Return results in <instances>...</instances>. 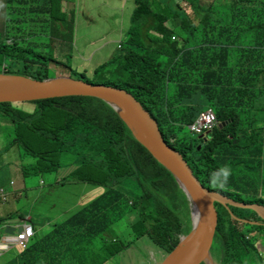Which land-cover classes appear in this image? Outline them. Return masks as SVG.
<instances>
[{
	"label": "trees",
	"instance_id": "trees-1",
	"mask_svg": "<svg viewBox=\"0 0 264 264\" xmlns=\"http://www.w3.org/2000/svg\"><path fill=\"white\" fill-rule=\"evenodd\" d=\"M62 1L5 0L13 12H18L17 18L8 24L25 26L26 33L19 35L18 30L10 44L2 43L11 49L1 48L9 67L4 66L0 73L39 81L52 78L49 62L35 49L19 53L17 44L29 36L33 40L38 34L49 38L47 46L54 44L53 25L60 15ZM134 1L130 37L127 39L125 33L127 41L94 75L110 70V79L101 84L124 89L135 97L157 121L167 144L184 157L204 187L237 202L264 206V199L252 194L248 182L261 176L257 173L263 161L254 158L258 144L251 141L249 132L245 137L240 135L250 120L258 129V137L264 140V0H185L195 7L193 15L201 18L197 25L189 12L190 19L181 17L176 10L169 16L158 0ZM177 9L183 11L180 5ZM204 11L207 14L203 15ZM45 14L48 19L42 22L39 15ZM74 14L72 10L71 18ZM28 15L31 19L26 18ZM72 25L70 22L73 28ZM177 28L190 33V37L177 36ZM79 79L92 83L85 73H80ZM30 103L35 105L33 113L15 103L0 102V116L13 126V139L7 149L25 150L37 162L13 165L18 166L27 186L36 174H58L67 168L68 176L91 183L100 180L107 188L76 216L53 226L43 250L36 253L37 263L33 264H103L90 251H97L93 242L134 209L140 212V218L129 229V236L134 239L130 236L132 240L127 246L118 240L109 241L108 247L115 255L144 238L152 241L159 254L168 255L192 230L190 222L185 235L180 233L183 216L190 220L191 214L186 194L172 174L135 139L112 107L84 96ZM211 108L217 125L208 135L182 137L188 125ZM79 129L81 135L77 133ZM50 155L55 162L48 161ZM64 155L73 161L63 166L60 159ZM101 155V161L107 160L113 175H104L92 163L93 157ZM223 167L230 169L227 185L222 176L214 184L213 173ZM128 182L139 189L138 198L130 194L131 190L128 193L123 189L122 185ZM229 186L233 192L228 190ZM0 191L5 195L4 186ZM164 200L168 209L164 208ZM143 210H147L149 218ZM215 213L217 225L211 254L220 253L219 264H264V225L244 222H257L253 212L217 203ZM41 245L42 241L35 242V247Z\"/></svg>",
	"mask_w": 264,
	"mask_h": 264
},
{
	"label": "rangeland",
	"instance_id": "rangeland-1",
	"mask_svg": "<svg viewBox=\"0 0 264 264\" xmlns=\"http://www.w3.org/2000/svg\"><path fill=\"white\" fill-rule=\"evenodd\" d=\"M158 1L162 4L160 6L162 11L169 12V16H173L172 14L174 13V10H176L181 17L189 18V14L187 13H191V17L195 25H197L201 19L198 18L196 14L193 15L195 7L188 1ZM177 5H180L183 11H179L177 9ZM16 7H18L17 4H15V8ZM135 7L136 5L134 0H69L66 6L68 16L65 17L64 20L60 23H56V21L54 22L53 29H55V34H53L52 36L53 38H55L54 44H52L51 46H47V43H49L47 39L49 38L42 34H38L34 36L33 40L30 39V36L24 40H20L17 44L20 51L18 49L16 50H18L20 53L22 51L24 52L25 50L35 49V51L40 54L46 62H49V75L52 78L66 76L72 77L73 79H79L80 73H85L87 75V79L89 78L92 83H105L111 77L110 71L104 70L99 76H95L94 71L97 67L108 62L119 51L120 45L127 41V39L130 37L128 32L133 26L131 18ZM72 10L75 12L74 18H71ZM17 14L18 12H13L11 9V5L7 4L5 0H0L1 71H4V66L9 67V62L4 58L1 48L9 49L8 51H10L11 49L10 47H8L10 45L3 46L2 43L10 44L11 39H13L12 36L16 35L15 32L18 30H20L19 35L26 33L25 26H19L17 24H14L11 27V25L8 24L11 19L17 18L15 16ZM205 14H207L206 11H204L203 15ZM39 17L42 19V22H45L48 19L47 14H45V16L39 15ZM26 18L31 19L30 15L26 16ZM70 22H73V28L70 26ZM7 28L10 30L8 31ZM125 33L127 34V39ZM175 33L177 36H180L183 39H187L190 37V33H185L179 28L176 29ZM34 43L37 44V46H33ZM188 84H191V82H189ZM173 93L174 86L171 85L170 95H173ZM15 105L19 106L20 108L26 111H29L30 113L34 112L35 105H33V103L19 102L15 103ZM12 131L13 126L10 127L9 121L6 118L0 116V186H4L6 190L4 196H2V192H0V205H3L4 207H9L11 204L15 203L13 197L8 196L7 194L12 192L14 189V185L12 184V182H16V176L19 174L17 173L18 163H21V161L23 163H28L32 161L33 165L37 163L34 158L25 150L19 151L17 148L7 149L8 143L13 139ZM247 132H249V134L251 135V141L256 142L258 144V152L254 155V158L263 161L261 170L257 173L261 174V176L258 177V179L249 180L248 182L249 185L253 188L252 194H259V196L264 199V140H261V138L258 137V129L255 125L251 123L250 120L246 122V125L242 128V132H240V135L243 134V136L245 137V134ZM77 133L81 135L82 131L79 129ZM196 136L198 135H194L188 128L185 129L182 133V137L186 139H191ZM105 139L106 138H104V140ZM248 144H250V142H248ZM112 150H114V148H112L111 151ZM102 156L103 155L93 157L92 163L94 165L99 166L101 172L104 175H113L112 168L109 166L107 160L101 161ZM47 159L49 162H55V159L52 155L47 156ZM71 159L72 157L64 155L61 157L60 162L64 166V164L73 161ZM16 163L17 165L13 166ZM68 171L69 170L67 168H64L61 169L59 173L55 175H57V177H65L67 176ZM41 177L42 175L39 174H36L35 177H31L30 185L34 186L35 183H39ZM74 178L75 176L70 175L67 176L65 179L72 180ZM52 179L53 178H49V181H53ZM126 181L129 180L127 179ZM92 182L93 183H71L72 185H70L69 188L64 189L65 192H68L67 201L69 202V204L77 205V207L82 210L85 209V207H87L89 203L98 199L105 193L107 188L105 185H103L102 181L94 179ZM225 184L227 185V182ZM122 187L128 193L131 190L130 194H132L134 198H138L139 189H136L133 184L128 182L127 184H123ZM232 188L233 187L229 186L228 190L230 192H233ZM120 190L122 189L120 188ZM83 195L84 197H82L81 202L84 203V205L80 206L77 204V198ZM23 196L24 195L22 191V198L17 204L18 207L25 206V204H23ZM54 205V208L59 211L63 204ZM163 205L164 208H167L168 206L165 200L163 201ZM52 207L53 204L51 202H49L48 204L41 203L40 200L37 206V210H50ZM143 211L145 213V216L149 218L150 214L146 213L147 210ZM192 212L193 210L191 209V214ZM252 212L257 222H262L258 214L254 211ZM175 214L179 216V213ZM191 214L190 220L187 216H183V226L180 232L183 235H185V230L190 222L192 227L193 217ZM139 218L140 212L138 211V209H134L133 211L125 214L124 218L107 232L108 237L105 236V238L107 237L108 240L116 239L118 241L123 242V246H127V244H129L128 242L132 240L131 237L134 239L133 235H130L131 237L129 236V229L131 226H133V223H135ZM51 219L52 216H49L46 220L51 221ZM248 227L249 226H247L246 229H248ZM190 232L185 236H188ZM12 236L13 235L11 234L7 237L11 238ZM7 243L8 246H0V250L8 249L9 245H11V242ZM93 246L96 249H101L103 247V242L101 241L100 237L95 241V243L93 242ZM176 247H174L169 254L174 253V251L177 249ZM125 249L126 248L122 249V251H124L122 254H118L116 257L103 264H140L141 260H144V264H164L167 261L165 260L164 252H162L161 254H157L154 257V253H156L158 249L148 238L136 241V243L132 247L126 250ZM213 254V263L219 264L220 253L218 251H214ZM106 259L107 255L103 253V256L98 259V261L102 262ZM1 264H7V261Z\"/></svg>",
	"mask_w": 264,
	"mask_h": 264
},
{
	"label": "water",
	"instance_id": "water-1",
	"mask_svg": "<svg viewBox=\"0 0 264 264\" xmlns=\"http://www.w3.org/2000/svg\"><path fill=\"white\" fill-rule=\"evenodd\" d=\"M93 97L113 108L126 123L135 139L175 178L189 200L192 230L182 237L174 253L164 264H214L212 246L216 234L215 205L254 211L262 222L244 220L249 224L264 225V206L237 202L217 191L204 187L194 175L184 157L164 140L158 123L142 104L124 89L60 76L43 81L0 73V102H31L63 97ZM18 232L21 228L18 227ZM5 234H14L5 227Z\"/></svg>",
	"mask_w": 264,
	"mask_h": 264
},
{
	"label": "crops",
	"instance_id": "crops-1",
	"mask_svg": "<svg viewBox=\"0 0 264 264\" xmlns=\"http://www.w3.org/2000/svg\"><path fill=\"white\" fill-rule=\"evenodd\" d=\"M67 4L68 2L66 0H63L61 3L62 7L60 9V15H58L59 17L57 18L61 22L64 20V16L67 14ZM20 172L21 171H19L18 173ZM67 176L57 177V175L55 174H50L46 176L42 175L39 183H35L34 186L30 185V187L27 186L24 177H22L20 174L16 176V182H12V184L14 185V189L12 192L8 193V196L13 197L15 203L11 204L9 207H4L3 205H0V218H4L0 219V244L5 245L7 243L5 239V236L7 234H5V228H2L3 224L13 229L14 235L21 233L18 232V227L21 228V230H24L29 226L32 227L34 234L30 237V240H27L22 244L14 245V243L11 242V245H9L8 249L0 250V264L5 261H7V264L37 263V260H35L36 253L39 250H43L47 235L51 232L53 226L57 223L67 221L68 219L76 216L79 212L84 210L79 209L77 205L69 204V202L67 201L68 192H65L64 189L69 188V186L72 185L71 183H85V181H83V178H74L72 180H66L65 178ZM49 178H53V181H49ZM22 191L24 195L23 204H25V206L18 207L17 204L22 198ZM82 197H84V195L79 196V198H77V204L80 206L84 205V203L81 202ZM40 200L41 203L48 204L49 202H51L53 204V207L50 210H37V206ZM94 201L89 203V205H91ZM54 204L63 205L60 210L57 211L54 208ZM49 216H52L51 221L46 220ZM73 224L76 226L75 228H77L78 232L84 236L83 231L79 228V226L76 223ZM109 230L101 233L98 236V238L100 237L101 241L103 242V247L101 249L95 248L97 251L93 249L90 250L92 251V254L97 255V261L103 256V253H105V255H107V259L103 260V263L108 262L119 254L117 252L115 255L108 247L109 241L111 242L116 240L107 239V232ZM105 236L107 237L105 238ZM67 237L69 239L71 238L70 235H67ZM98 238H96L95 240H97ZM36 241H42L41 247H35ZM6 245H8V243ZM159 253L160 250L154 253V257ZM166 255L167 254L164 255L165 258L168 256Z\"/></svg>",
	"mask_w": 264,
	"mask_h": 264
},
{
	"label": "built area",
	"instance_id": "built-area-1",
	"mask_svg": "<svg viewBox=\"0 0 264 264\" xmlns=\"http://www.w3.org/2000/svg\"><path fill=\"white\" fill-rule=\"evenodd\" d=\"M216 125H217V121L214 112L212 110H208L206 112L201 113L194 123L188 125V128L192 133L196 135H202V134H206ZM31 235H32V230L31 228H28L25 234H20L18 237L15 238H7L6 241L7 242L10 241L12 243L19 242L22 244L26 239V236L30 237ZM1 246L6 247L7 245H1Z\"/></svg>",
	"mask_w": 264,
	"mask_h": 264
},
{
	"label": "clouds",
	"instance_id": "clouds-1",
	"mask_svg": "<svg viewBox=\"0 0 264 264\" xmlns=\"http://www.w3.org/2000/svg\"><path fill=\"white\" fill-rule=\"evenodd\" d=\"M68 15V14H67ZM61 21L59 20V19H57L56 20V23H60ZM103 65V64H102ZM101 65V66H102ZM100 67V66H99ZM99 67H97V68H99ZM96 68V69H97ZM95 69V70H96ZM107 71H110V70H107ZM94 84V83H93ZM208 110H212L213 112H214V110L211 108V109H208ZM208 110H206V111H208ZM206 111H204V112H206ZM203 113V112H202ZM214 114H215V112H214ZM200 116V115H199ZM216 116V115H215ZM196 120H197V118H196ZM195 120V121H196ZM194 121V122H195ZM193 122V123H194ZM192 124V123H191ZM191 124H189V125H191ZM189 129V128H188ZM190 130V129H189ZM212 130V129H211ZM210 130V131H211ZM210 131H208L206 134L208 135V133L210 132ZM202 136V135H201ZM220 176H222L223 177V181H224V183H226L227 182V179H228V177L230 176V169H228L227 167H223V168H220L217 172H214L213 173V183L215 184L216 183V178L217 177H220ZM221 187H223V184H221L220 185ZM1 192V191H0ZM2 196H4V192H2ZM6 226H5V224H3L2 225V228H5ZM28 228H31V230H32V227L31 226H29V227H27L26 229H24V230H21V233L20 234H25V232L27 231V229ZM20 234H17V235H14V234H12L13 236L11 237V238H15V237H18ZM33 234H34V232H33V230H32V235L31 236H33ZM8 234L5 236V239H7L8 237ZM30 236V237H31ZM30 237H27L26 236V239L24 240V242L25 241H27V240H30ZM16 244H21V243H19V242H15L14 243V245H16ZM1 245H3V244H0V246ZM6 245V244H5ZM8 246V245H7Z\"/></svg>",
	"mask_w": 264,
	"mask_h": 264
}]
</instances>
